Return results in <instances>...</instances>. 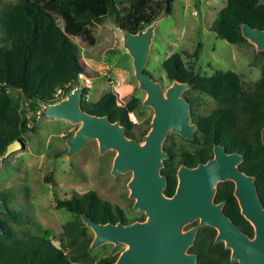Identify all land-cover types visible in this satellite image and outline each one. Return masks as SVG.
Listing matches in <instances>:
<instances>
[{"label":"trees","instance_id":"trees-1","mask_svg":"<svg viewBox=\"0 0 264 264\" xmlns=\"http://www.w3.org/2000/svg\"><path fill=\"white\" fill-rule=\"evenodd\" d=\"M172 1L150 0L143 8H138L132 1L125 13V22L118 8V0H50L49 3L47 0H16L3 5L0 9V152L13 138H22L23 133L35 131L34 106L37 99H58L61 96H54L57 88L68 83L64 88V92L67 91L77 80V75L84 74L77 46L67 33L80 35L87 27L108 17L134 32L161 10L170 13ZM256 1L224 0L209 29L216 37L230 44L246 42L239 32L240 22L264 29V5H257ZM40 2L46 6H40ZM53 15L62 18V27L56 23ZM260 54L264 55V50ZM160 66L169 81H188L190 88L211 96L216 102V110L222 109L225 114L230 108L222 107L225 101L221 95H235L241 89L238 75L231 71L217 70L209 76L192 74L185 67L179 52L166 56ZM144 72L148 73L146 70ZM259 80L263 82L261 89L258 87L255 92V139L258 150H264L259 140V127L264 123V59ZM9 90L15 91L16 95L10 94ZM84 90L81 92L80 107L87 113L107 115L110 121L119 120L128 136L146 130V127L132 123L127 117L128 112L134 113L140 105V99L136 96L117 104L115 94L106 91L96 100L87 101L83 98ZM28 112L30 115L26 116ZM237 135L242 141L244 132L231 136ZM6 190L9 189L1 191ZM16 191L10 190V197ZM167 191L168 187L165 189ZM5 196V192L0 195L7 208V212H0V226L3 229L0 234V264H110L113 261L114 255H105L96 260L89 257L91 237L86 235L87 228L81 223L79 214L84 213L95 222H115L121 218L118 207L99 197L93 190L58 202V208L71 212L75 217L61 226L57 244L41 234L30 232L26 215L10 205V201H5Z\"/></svg>","mask_w":264,"mask_h":264},{"label":"water","instance_id":"water-1","mask_svg":"<svg viewBox=\"0 0 264 264\" xmlns=\"http://www.w3.org/2000/svg\"><path fill=\"white\" fill-rule=\"evenodd\" d=\"M264 5V0H257ZM161 10L142 28L134 32L121 27L113 20L118 32L119 51L126 54L131 74L136 82V90L143 94L140 106L151 110L148 129L142 140L128 137L119 120L110 121L107 115L90 114L80 107L82 85L78 80L56 100L37 99L34 106V121H62L76 125L70 136L63 141L62 154L69 158L83 146L94 141L97 152L103 155L112 151L109 173L113 176L129 174L126 181L127 197L132 200V209L143 211L145 219L129 223L95 222L86 214L80 213L83 226L91 231L88 249L93 250L103 244L124 245L110 264H193L194 255L185 253L193 243L196 231L201 225L216 229L214 241H223L230 249V261L237 264H264V208L259 200L250 211L242 215L251 223L253 236L242 234L219 210L199 212L189 208L188 183L203 180L206 176L214 180L236 177L233 167L226 166L230 159L241 156L224 154L220 147H214V156L206 164H198L189 169L182 165L176 170L177 185L172 196L164 195L166 177L160 173L162 160L167 154L162 149V141L169 133H178L184 138H192L195 124L189 123V106L182 93L188 88L187 82L172 79L162 87L158 80L144 72V66L154 37V29L166 15ZM241 37L254 47L256 52L264 50V29L254 28L247 23L238 24ZM264 111V107H263ZM264 145V126L259 132ZM24 147V141L15 137L0 152V167L13 152ZM0 212L7 208L0 199ZM197 218V225L184 229V226ZM3 229L0 226V234Z\"/></svg>","mask_w":264,"mask_h":264},{"label":"rangeland","instance_id":"rangeland-1","mask_svg":"<svg viewBox=\"0 0 264 264\" xmlns=\"http://www.w3.org/2000/svg\"><path fill=\"white\" fill-rule=\"evenodd\" d=\"M15 1L0 0V9ZM132 1L138 8H143L150 0H118L124 22ZM223 4L224 0L172 1L170 13L164 15L155 26L144 66V70L162 87L170 81L160 63L173 52H179L184 65L199 75L209 74L214 69L229 68L234 72L235 67H239L243 72L250 73L260 69L264 59L261 51L256 52L247 42L230 44L216 37L209 29ZM39 5L46 6L44 2ZM52 17L62 27V18L58 15ZM67 35L77 46L78 56L83 63V76L89 81L83 95L85 100L94 101L106 91L115 94L118 104H123L130 96L142 99L143 94L136 90L128 58L119 51V35L113 27L112 18H104L100 23L87 27L80 35ZM247 76L253 77L252 74ZM9 93L16 95L12 90ZM29 115L28 112L26 116ZM149 115L150 110L139 105L133 113L134 124ZM75 127L62 121L35 122L33 133L22 134L24 147L13 152L0 167V192L9 189L4 191L5 201L7 199L10 205L23 211L28 218L30 232L41 234L53 243H56L61 226L75 217L71 212L56 209V199L67 198L73 191L82 193L93 190L99 197L121 209L129 202L125 198L128 174L113 176L109 173L112 151L99 155L95 142L89 141L69 158L62 154L65 150L63 139L70 136ZM10 190L17 191L10 197ZM85 232L87 236H92L89 229ZM118 249L119 246L103 244L89 250V257L96 260L114 254Z\"/></svg>","mask_w":264,"mask_h":264},{"label":"flooded vegetation","instance_id":"flooded-vegetation-1","mask_svg":"<svg viewBox=\"0 0 264 264\" xmlns=\"http://www.w3.org/2000/svg\"><path fill=\"white\" fill-rule=\"evenodd\" d=\"M186 68L192 74H196L190 68ZM235 69L234 73L239 77L240 92L245 93L239 92L230 96L221 95L222 100L225 101L221 104L222 107L228 106L230 108L226 114L222 109L216 110V102L211 96L190 88L188 81H180L188 83V88L183 91L182 96L189 106V123L195 124V127L192 138H184L178 133L168 132L165 135L162 141V149L168 157L162 160L163 166L160 173L166 177L163 193L170 197L177 185L176 170L180 165L192 169L198 164L208 163L214 156V147L222 148L224 154L234 153L241 156L239 160L230 159L226 162L227 168L231 166L235 169L236 177H225L214 180V182L207 176L195 183L190 180L188 183L189 194H195V197L189 196L188 204L189 208L199 212L219 210L242 234L252 238L253 227L242 215V212L253 210L257 199L264 208V150L262 148L258 150L255 139L257 125L255 92L258 87L261 89L263 81L259 80L261 67L257 69L258 71L253 70L251 73L243 72L239 67H235ZM215 70L201 76H209ZM219 70L233 72L229 68ZM250 74L253 75L252 78L247 76ZM150 117L151 110L150 115L138 124H141V127H146L147 130ZM145 120L146 123H144ZM263 126L264 123L260 125L259 132ZM146 130L143 133L135 134V136H127L141 141ZM240 131L244 132L242 141L239 140L240 136L238 135L236 137L231 136ZM261 145L263 144L261 143ZM165 160H167V165ZM167 187L169 191L165 192ZM127 193L126 189L125 198L129 202L124 209L116 205L121 212V218L116 221L129 223L144 220L143 211L132 209V200L127 197ZM75 194L80 193L73 191L67 198L56 199L54 207L59 209L57 207L59 201L69 199ZM197 223L198 219L195 218L185 225L184 229L193 227ZM216 232V229L209 225L198 227L193 243L185 250L186 254L195 256L193 264H237L236 261H230V249L224 247L223 241H214ZM55 241L56 243L51 242L57 244V238ZM124 248V245H120L117 252L109 255H114L115 259L118 252Z\"/></svg>","mask_w":264,"mask_h":264},{"label":"built area","instance_id":"built-area-1","mask_svg":"<svg viewBox=\"0 0 264 264\" xmlns=\"http://www.w3.org/2000/svg\"><path fill=\"white\" fill-rule=\"evenodd\" d=\"M77 80L80 81V84L82 85V89H86L89 87V81L88 78L84 77L83 74H78L77 75ZM68 86V83L65 84L63 87L57 88L54 92V96H62L64 94V88ZM85 91V90H84ZM84 95V94H83ZM128 120L131 121L132 123L135 122L133 119V112H128L127 113Z\"/></svg>","mask_w":264,"mask_h":264},{"label":"crops","instance_id":"crops-1","mask_svg":"<svg viewBox=\"0 0 264 264\" xmlns=\"http://www.w3.org/2000/svg\"><path fill=\"white\" fill-rule=\"evenodd\" d=\"M118 104V103H117Z\"/></svg>","mask_w":264,"mask_h":264}]
</instances>
